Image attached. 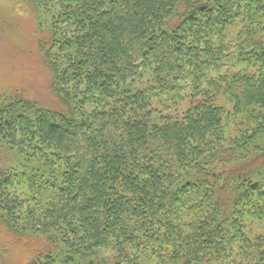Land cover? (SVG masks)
<instances>
[{
	"label": "trees",
	"instance_id": "1",
	"mask_svg": "<svg viewBox=\"0 0 264 264\" xmlns=\"http://www.w3.org/2000/svg\"><path fill=\"white\" fill-rule=\"evenodd\" d=\"M24 1L59 102L0 95L27 264H264V0Z\"/></svg>",
	"mask_w": 264,
	"mask_h": 264
},
{
	"label": "rangeland",
	"instance_id": "2",
	"mask_svg": "<svg viewBox=\"0 0 264 264\" xmlns=\"http://www.w3.org/2000/svg\"><path fill=\"white\" fill-rule=\"evenodd\" d=\"M37 28L34 11L28 3L0 0V95L20 93L54 108L59 102L52 92L51 75L38 53ZM14 159L11 152L0 150V170ZM30 246L36 247L32 243ZM31 247L0 225V264H27L34 252Z\"/></svg>",
	"mask_w": 264,
	"mask_h": 264
}]
</instances>
